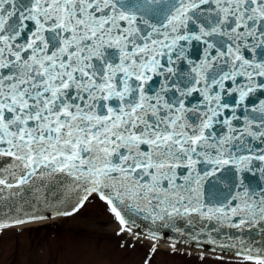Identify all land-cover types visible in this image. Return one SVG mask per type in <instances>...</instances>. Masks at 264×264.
<instances>
[{
    "label": "snow or ice",
    "instance_id": "6c2138e0",
    "mask_svg": "<svg viewBox=\"0 0 264 264\" xmlns=\"http://www.w3.org/2000/svg\"><path fill=\"white\" fill-rule=\"evenodd\" d=\"M90 204L264 264V0H0V232Z\"/></svg>",
    "mask_w": 264,
    "mask_h": 264
},
{
    "label": "rangeland",
    "instance_id": "374dc122",
    "mask_svg": "<svg viewBox=\"0 0 264 264\" xmlns=\"http://www.w3.org/2000/svg\"><path fill=\"white\" fill-rule=\"evenodd\" d=\"M146 251L127 234L119 235L98 204L50 223L0 232V264H144ZM201 256L160 248L153 264H232Z\"/></svg>",
    "mask_w": 264,
    "mask_h": 264
},
{
    "label": "bare ground",
    "instance_id": "6f19581e",
    "mask_svg": "<svg viewBox=\"0 0 264 264\" xmlns=\"http://www.w3.org/2000/svg\"><path fill=\"white\" fill-rule=\"evenodd\" d=\"M51 220H49V222H50ZM48 222V220H43V221H36V222H32V224H24V225H21V226H19V227H28L29 225H37V224H39V225H41V224H43V223H47ZM161 248H165V249H169V247H168V245L167 244H164V245H162L161 246ZM181 250H183V251H185V252H189V253H192V254H197V255H204V256H210V257H214V258H218L217 257V255L216 254H214V253H211V252H204V251H202V250H198V249H196L194 252H192V251H188V250H185V249H181ZM225 259H227V257H225Z\"/></svg>",
    "mask_w": 264,
    "mask_h": 264
},
{
    "label": "water",
    "instance_id": "95a60500",
    "mask_svg": "<svg viewBox=\"0 0 264 264\" xmlns=\"http://www.w3.org/2000/svg\"><path fill=\"white\" fill-rule=\"evenodd\" d=\"M48 216H49V218L48 219H52V218H58V217H63V216H58V217H54V216H52L51 214H47ZM199 250H201V249H199ZM210 252V251H209Z\"/></svg>",
    "mask_w": 264,
    "mask_h": 264
},
{
    "label": "trees",
    "instance_id": "16d2710c",
    "mask_svg": "<svg viewBox=\"0 0 264 264\" xmlns=\"http://www.w3.org/2000/svg\"><path fill=\"white\" fill-rule=\"evenodd\" d=\"M48 228H50V227L48 226Z\"/></svg>",
    "mask_w": 264,
    "mask_h": 264
}]
</instances>
